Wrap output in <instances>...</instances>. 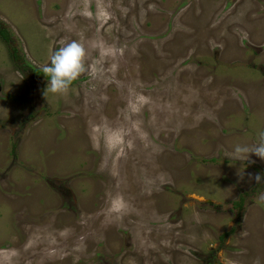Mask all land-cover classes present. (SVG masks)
Masks as SVG:
<instances>
[{
  "label": "rangeland",
  "instance_id": "obj_1",
  "mask_svg": "<svg viewBox=\"0 0 264 264\" xmlns=\"http://www.w3.org/2000/svg\"><path fill=\"white\" fill-rule=\"evenodd\" d=\"M0 26V264H264V160L228 157L264 130V0H0ZM72 40L86 71L45 95Z\"/></svg>",
  "mask_w": 264,
  "mask_h": 264
},
{
  "label": "clouds",
  "instance_id": "obj_2",
  "mask_svg": "<svg viewBox=\"0 0 264 264\" xmlns=\"http://www.w3.org/2000/svg\"><path fill=\"white\" fill-rule=\"evenodd\" d=\"M86 49L76 40L61 41L60 46L50 57V63L41 67V72L49 83L45 90L52 94L66 93L72 83L86 71ZM254 154L264 160V130L258 133L257 139L251 145H236L228 157L235 160H248ZM264 195V194H262Z\"/></svg>",
  "mask_w": 264,
  "mask_h": 264
},
{
  "label": "trees",
  "instance_id": "obj_3",
  "mask_svg": "<svg viewBox=\"0 0 264 264\" xmlns=\"http://www.w3.org/2000/svg\"><path fill=\"white\" fill-rule=\"evenodd\" d=\"M10 34L8 32V30L6 28H3L0 26V40H2V42H4L7 46L10 45ZM9 57L11 58V60L13 62H15V60L17 59L18 53H17V49L15 47H11L9 48ZM37 72L39 71L38 69H35ZM242 200H240L237 205H241Z\"/></svg>",
  "mask_w": 264,
  "mask_h": 264
}]
</instances>
